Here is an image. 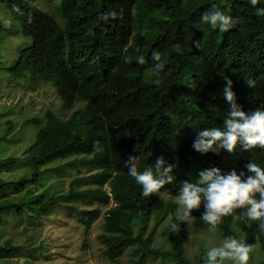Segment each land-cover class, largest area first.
<instances>
[{
	"label": "trees",
	"instance_id": "16d2710c",
	"mask_svg": "<svg viewBox=\"0 0 264 264\" xmlns=\"http://www.w3.org/2000/svg\"><path fill=\"white\" fill-rule=\"evenodd\" d=\"M0 7V74L31 87L51 84L64 109L80 103L67 118L49 109L27 119L37 130L23 159L9 151L14 142L8 127L12 121L5 122L0 170L13 175L0 177V223L4 213L35 219L65 206L87 230L103 215L99 239L104 255L115 264H121L119 257L129 248L132 264H149L150 257L192 264L185 249L188 224L180 223L177 232L170 229V222L179 223L178 206L163 193L177 196L184 181L197 184L202 170H236L247 176L249 162L264 168V148L245 150L238 144L231 153L215 146L200 153L192 147L200 130H226L231 111L223 95L226 79L232 81L245 113L264 111V15L258 14L264 0L255 7L250 0H58L57 16L33 0H0ZM217 9L233 20L227 32L201 20ZM112 12L116 19L99 18ZM7 19L12 29L6 27ZM15 36L19 40L12 42L8 55ZM153 51H159L164 63L158 77ZM125 57L131 62L125 63ZM139 57L143 65L137 63ZM157 78L160 84L154 83ZM71 155L69 165H91L92 173L72 179L65 193L36 192L32 185L40 180L42 167ZM132 156L138 158L139 171L163 157L174 165L172 183L144 197L128 172ZM87 182L93 186L78 185ZM9 190L17 195L10 196ZM75 201L112 205L102 211L69 203ZM203 213V205L192 213L201 228L208 227ZM168 214L171 220L162 232L169 247L153 246L152 237L144 236L148 221L154 217L158 225ZM236 214L242 216L243 210ZM238 230L248 244L259 243L264 251V232L257 223L234 222L229 216L216 231L223 238L241 239ZM28 247L11 238L0 242V264H16L11 258Z\"/></svg>",
	"mask_w": 264,
	"mask_h": 264
},
{
	"label": "rangeland",
	"instance_id": "374dc122",
	"mask_svg": "<svg viewBox=\"0 0 264 264\" xmlns=\"http://www.w3.org/2000/svg\"><path fill=\"white\" fill-rule=\"evenodd\" d=\"M33 2L57 16L58 0H33ZM5 25L9 29L13 27L10 19L5 21ZM18 40V36L10 40L8 55L11 54L15 45L12 42L16 43ZM14 57L17 58V55ZM79 106L80 103H76L72 109H64L60 97L49 83L40 82L31 87L26 81L9 80L0 74V135L6 126L5 122L11 120L12 123L8 127L12 128L10 133L14 142L9 151L16 152L21 159L26 156L23 150L33 141L37 130L31 124L26 123L27 119L35 116L41 117L49 109L67 118ZM81 155L83 154H79ZM73 158L74 156L71 155L63 160H54L44 165L40 180L32 185L35 191L41 192L49 189L51 196L62 194L67 192L72 179L92 173L94 168L91 165H79L77 168L69 165V161ZM199 173L196 178L197 184L200 180ZM12 175L4 174L3 170H0V177L10 178ZM78 185L81 188L93 186L89 182ZM7 192L10 196L17 195L14 190ZM163 195L166 200L176 198L167 192ZM69 203L78 208H100L102 211L112 205V201L108 204L96 201ZM170 220L171 214H168L158 225L154 217L149 219L144 236L152 237L153 246L169 247V242L162 231ZM102 226L103 215L95 220L87 230L78 215L65 206H56L50 213L37 215L35 219L30 216L18 217L11 213H4L0 223V242L11 238L15 244L29 246L20 249L11 258V262L16 264H115L104 255V246L99 239V234L103 231ZM188 229L186 254L192 264H204V254L208 248L218 246L224 238L217 231L210 232L208 227L196 226L194 221L191 226L188 225ZM235 231H237L236 228ZM238 234L241 239H244L242 230H238ZM132 258L134 254L129 248L119 257V261L121 264H132ZM148 263L176 264L168 257H150ZM249 264H264V251L259 243L254 246Z\"/></svg>",
	"mask_w": 264,
	"mask_h": 264
},
{
	"label": "clouds",
	"instance_id": "9594fccd",
	"mask_svg": "<svg viewBox=\"0 0 264 264\" xmlns=\"http://www.w3.org/2000/svg\"><path fill=\"white\" fill-rule=\"evenodd\" d=\"M250 3L255 7L258 0H250ZM258 14L264 15V8L258 9ZM109 16L112 19L117 18L115 12L104 14L99 18L108 19ZM201 20L210 24L214 30L219 29L220 32L229 31L233 22L230 16L218 9L205 13ZM152 59L156 61L154 74L158 77L164 68L159 51H153ZM130 62L131 58L125 57V63ZM137 63L143 65L145 60L139 57ZM154 83L160 84L161 80L157 78ZM247 83L249 86L254 84L252 81ZM223 95L231 108L229 118L225 121L226 130L202 129L198 132L192 147L200 153L214 150V146L231 153L238 144H242L245 150L264 148V111L257 109L251 114L245 113L242 106L237 103L230 79H226ZM127 164L129 175L142 187L144 197L159 194L166 184L173 181L174 165L168 164L163 157H159L154 166L143 171L138 170L137 157H129ZM245 167L250 175L246 176L243 171L238 173L236 170L221 174L220 169L212 168L199 173L198 184L184 181L175 198L178 206L175 220L179 223L170 222V229L173 232L179 231L180 223L191 226L195 219L192 215L193 211L199 210L203 205L202 220L208 225L210 232H215L223 223V219L229 216L234 222L245 219L257 223L259 230L264 232V168L254 162L247 163ZM237 210H243V215H237ZM253 252V245L248 244L244 239L229 236L218 246L208 248L204 254V264H249Z\"/></svg>",
	"mask_w": 264,
	"mask_h": 264
}]
</instances>
